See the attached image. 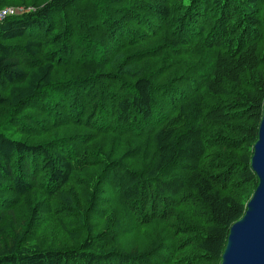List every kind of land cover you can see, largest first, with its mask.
I'll return each instance as SVG.
<instances>
[{"label": "trees", "instance_id": "16d2710c", "mask_svg": "<svg viewBox=\"0 0 264 264\" xmlns=\"http://www.w3.org/2000/svg\"><path fill=\"white\" fill-rule=\"evenodd\" d=\"M17 4L0 20V264H221L258 184L264 0L0 9Z\"/></svg>", "mask_w": 264, "mask_h": 264}, {"label": "water", "instance_id": "95a60500", "mask_svg": "<svg viewBox=\"0 0 264 264\" xmlns=\"http://www.w3.org/2000/svg\"><path fill=\"white\" fill-rule=\"evenodd\" d=\"M258 184L228 233L221 264H264V102L250 161Z\"/></svg>", "mask_w": 264, "mask_h": 264}, {"label": "rangeland", "instance_id": "374dc122", "mask_svg": "<svg viewBox=\"0 0 264 264\" xmlns=\"http://www.w3.org/2000/svg\"><path fill=\"white\" fill-rule=\"evenodd\" d=\"M8 6L25 8L24 5H19V4H17V5H7L6 7H8ZM46 230H47V234L45 236L46 240H53V239L63 240V238H64L63 233L59 229H57L54 226L53 223L47 222Z\"/></svg>", "mask_w": 264, "mask_h": 264}, {"label": "built area", "instance_id": "2783aa9c", "mask_svg": "<svg viewBox=\"0 0 264 264\" xmlns=\"http://www.w3.org/2000/svg\"><path fill=\"white\" fill-rule=\"evenodd\" d=\"M23 10H24V8H22V7H20V8L19 7H12V6L3 7L0 9V20H2L3 18H5L9 15L19 14Z\"/></svg>", "mask_w": 264, "mask_h": 264}]
</instances>
